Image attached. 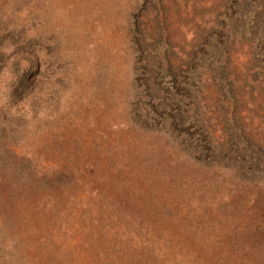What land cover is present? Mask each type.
Instances as JSON below:
<instances>
[{"label":"rangeland","instance_id":"rangeland-1","mask_svg":"<svg viewBox=\"0 0 264 264\" xmlns=\"http://www.w3.org/2000/svg\"><path fill=\"white\" fill-rule=\"evenodd\" d=\"M104 120L138 145L229 143L263 169L264 0H0V264L48 254L34 147L81 148Z\"/></svg>","mask_w":264,"mask_h":264},{"label":"trees","instance_id":"trees-1","mask_svg":"<svg viewBox=\"0 0 264 264\" xmlns=\"http://www.w3.org/2000/svg\"><path fill=\"white\" fill-rule=\"evenodd\" d=\"M93 125L81 148L34 147L30 219L50 229L30 264H264V168L229 143L138 145L118 138L133 127Z\"/></svg>","mask_w":264,"mask_h":264}]
</instances>
